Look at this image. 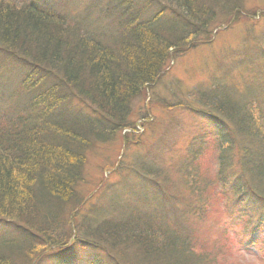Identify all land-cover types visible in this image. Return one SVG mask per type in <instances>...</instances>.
<instances>
[{
  "label": "trees",
  "instance_id": "1",
  "mask_svg": "<svg viewBox=\"0 0 264 264\" xmlns=\"http://www.w3.org/2000/svg\"><path fill=\"white\" fill-rule=\"evenodd\" d=\"M228 1L0 0V54L22 71L17 107L0 116V264H83L78 249L97 254L84 264H214L210 250L222 264H247L226 247L220 202L230 184L264 204V82L255 83L260 74L233 78L239 85L231 78L252 63L264 70L255 60L264 49L232 55L223 67L232 52L219 55L212 64L221 79L190 92L211 138L192 136L172 168L127 167L120 157L103 205L92 202L96 189H83L87 153L132 126L135 96L146 97L172 53L209 41L213 8ZM256 90L255 101L248 94ZM206 218L207 240L199 230Z\"/></svg>",
  "mask_w": 264,
  "mask_h": 264
},
{
  "label": "rangeland",
  "instance_id": "2",
  "mask_svg": "<svg viewBox=\"0 0 264 264\" xmlns=\"http://www.w3.org/2000/svg\"><path fill=\"white\" fill-rule=\"evenodd\" d=\"M13 1L17 4L33 1L41 5L51 2V0ZM53 1L55 4L62 2V0ZM84 1L100 6L108 2V0H79V3L84 4ZM213 9L216 16L209 28L213 29L214 34L210 36L209 41L203 36L200 39V42L204 40L203 43L198 42L195 46H188L186 51L172 53L170 66L165 68L163 75L152 87L148 86L146 97L141 93L132 100L130 105L132 113L129 117L132 126L118 131L112 140L96 143L87 153L84 160L86 181L83 189L84 191L96 189L91 192L92 202L96 205L105 204L108 200L107 195L111 194L105 183H117L119 176L110 173L111 167L120 157L127 167L142 160L145 165L150 164L155 168L158 166L172 168L171 165L177 154L185 149L192 136L211 138L213 131L208 128L205 116L201 113L195 114L192 108L193 106L195 109H200L201 105L191 100L189 94L221 79L223 71H219L212 64L219 55L224 56L232 52L221 64L223 67L232 55L246 50L264 49V0H231L225 4L216 2V7ZM226 20L231 23L229 26H224L222 29L224 31L219 33V25ZM236 49L237 52H234ZM3 57L0 54V116L8 109L17 107L19 101L17 89L22 75V71H18L12 62L4 61ZM255 60L264 65V53L260 60L257 58ZM254 64H251L250 70H244L243 73L235 69L231 78H239L240 82H246L247 79L260 74L261 82L255 83L258 85L264 82V70L255 71ZM234 79L233 81L239 85ZM85 90L87 91L83 86V91ZM248 96L255 101L262 98L258 90ZM73 100L76 107L83 109L76 95H73ZM159 102L168 107L160 106ZM122 170L128 172V169ZM104 177L107 178L104 180ZM223 190L225 194L220 206L224 210V215L221 217V226L226 232L223 238L226 247L242 257L243 262L247 264H264V204L254 199L241 198L239 192L234 191L230 184H225ZM143 193L147 195V192L143 191ZM144 202L147 211H150L154 206L153 198L148 196ZM190 223L194 225L193 222ZM205 228L207 230L211 228V222L207 218L199 229L203 239L207 240L208 233ZM215 231L217 233L220 231V222ZM205 252L207 253L206 250ZM209 255L214 264H222L211 250ZM74 256L84 264L97 254L87 249L83 251L78 249L74 252ZM40 264H52V262L45 259Z\"/></svg>",
  "mask_w": 264,
  "mask_h": 264
}]
</instances>
